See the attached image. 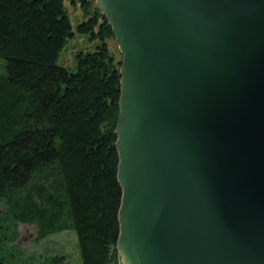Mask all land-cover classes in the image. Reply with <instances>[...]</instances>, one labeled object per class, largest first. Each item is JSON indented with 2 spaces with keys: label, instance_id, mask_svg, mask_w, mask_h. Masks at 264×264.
I'll return each instance as SVG.
<instances>
[{
  "label": "water",
  "instance_id": "water-1",
  "mask_svg": "<svg viewBox=\"0 0 264 264\" xmlns=\"http://www.w3.org/2000/svg\"><path fill=\"white\" fill-rule=\"evenodd\" d=\"M125 1L135 13L129 42L98 1L124 54L117 245L126 198L118 129L130 48L146 126L126 200L143 264H264V0Z\"/></svg>",
  "mask_w": 264,
  "mask_h": 264
},
{
  "label": "trees",
  "instance_id": "trees-1",
  "mask_svg": "<svg viewBox=\"0 0 264 264\" xmlns=\"http://www.w3.org/2000/svg\"><path fill=\"white\" fill-rule=\"evenodd\" d=\"M65 1L0 0V264L17 223L37 225L40 239L73 231L81 264H117L121 61L93 0L77 1L75 30ZM75 35L97 45L68 70L58 60Z\"/></svg>",
  "mask_w": 264,
  "mask_h": 264
},
{
  "label": "bare ground",
  "instance_id": "bare-ground-1",
  "mask_svg": "<svg viewBox=\"0 0 264 264\" xmlns=\"http://www.w3.org/2000/svg\"><path fill=\"white\" fill-rule=\"evenodd\" d=\"M98 1L102 6V9H104L109 14V17L117 30L119 26V30L125 37V41L129 42L131 39L133 40V32L128 29V27L130 26V19L128 16L130 15L134 17L135 15L131 3L129 1L121 3L120 0ZM123 13H125L127 16H123ZM126 24H128V27ZM134 35L136 37L135 33ZM135 43H138L136 39ZM128 49L129 51L127 53L129 57L123 68L121 124L118 129L119 151L121 157L120 176L123 180V184L125 185L124 190L126 197L124 198V204L120 212L121 237L118 243V249L123 264H143L141 256L142 251L137 250L134 245V243H136V245H139L138 240L133 233V235L131 234L132 229L134 230V228H132L134 219L133 214L129 216V212H131L129 207H132V205L131 203H127L126 199L130 200L132 190L136 185L134 181H136L137 171L140 172V169L138 170L133 165V163H135L136 158L138 157L139 159L140 156V150L138 149V139L140 138L139 131H141L144 126H146V120L144 116L138 112L139 93L136 86L137 80H135L137 73V64L132 49ZM140 60L141 57L137 56L138 63H140ZM132 77L135 82L134 84ZM144 168L145 166L141 169V177L143 175ZM127 178H129V180ZM130 180H132L133 182Z\"/></svg>",
  "mask_w": 264,
  "mask_h": 264
},
{
  "label": "rangeland",
  "instance_id": "rangeland-1",
  "mask_svg": "<svg viewBox=\"0 0 264 264\" xmlns=\"http://www.w3.org/2000/svg\"><path fill=\"white\" fill-rule=\"evenodd\" d=\"M77 1L75 0V5H72L70 0L64 2V7L73 30H75V27L79 23L85 20L84 12L80 9ZM98 6V1L93 0L91 9L97 8L102 14V10ZM107 23L109 25L108 21ZM96 45V42L90 43L85 36L75 35L73 39L67 42L60 54L58 64L68 70H72L75 65L74 57L76 53L79 51H93ZM108 47L111 55L117 61L120 60L122 66L124 54L115 36L113 40L108 41ZM4 63L0 59V74H4ZM13 240L12 243L4 246L1 250L6 255L8 264H45L52 258H63L59 264H81L76 236L73 231L67 230L40 239L37 225L17 223L14 227ZM115 250L117 253V264H123L117 242Z\"/></svg>",
  "mask_w": 264,
  "mask_h": 264
}]
</instances>
